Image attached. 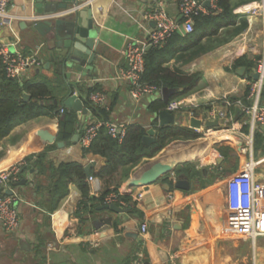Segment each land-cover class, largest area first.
<instances>
[{"label": "crops", "instance_id": "1", "mask_svg": "<svg viewBox=\"0 0 264 264\" xmlns=\"http://www.w3.org/2000/svg\"><path fill=\"white\" fill-rule=\"evenodd\" d=\"M200 1L207 9L209 2L206 5V0ZM91 2L96 56L84 73L60 69L59 54L55 52L57 40L32 28V19H53L58 13L36 15L35 0L10 1L0 45L41 60V66L30 69L21 80L45 77L60 86L59 106L77 116L74 134L79 136L85 124L97 119L85 103L87 91L94 88L106 97L101 107L108 110L109 121L126 127L139 124L146 131L155 121L159 124L160 111L152 112L150 105L158 98L162 100V88L153 96L132 98L129 84L119 76L120 70L128 67L124 50L130 39H145L154 26L146 15L159 6L168 17L180 22L178 0ZM230 6L231 22L203 37L196 46L176 52L164 65L178 75L200 76L190 91L175 93L174 97H189L201 106L200 111L190 104L171 113L175 120L172 125L187 128L191 134L175 135L150 160L140 158L120 168L115 177L100 178L99 197L90 196L89 186L88 195L83 196L74 181L63 177L59 178V192L52 190L59 177L54 171L61 163H77L82 168L91 164L90 175L95 177L106 165L100 155L84 153L78 140L60 148L56 143L34 148L37 131L46 129L58 135L59 114L22 122L0 139V171L32 157L6 189L16 198L20 222L13 233L0 228V264H264V237L252 241L241 233L235 221L244 212L230 210L226 204L227 181L249 159L257 161L254 180L264 185V127L255 128L251 149L242 154L236 138L222 141L203 136L199 130L207 128L208 121L199 128L189 125L191 118L202 117L203 110L212 108L224 111L231 121L240 122L238 130L242 133H250L249 125L242 124L245 116L241 111L234 105L225 107L221 98L246 102L253 64L264 52V0H231ZM69 93L81 98L86 114L79 116L63 105ZM41 153L45 156L38 166L35 160ZM159 157L166 162L187 158L193 168L187 174L189 191L182 196L175 194L176 173L148 186L128 187L129 178L139 167ZM104 192L119 193L122 204L113 205L121 212L102 208L107 205L100 198ZM137 192H142L141 199H136ZM53 194L62 196L54 199ZM256 203L259 210H264V188ZM100 218H111V224L98 223ZM142 224L146 226L144 235Z\"/></svg>", "mask_w": 264, "mask_h": 264}, {"label": "built area", "instance_id": "2", "mask_svg": "<svg viewBox=\"0 0 264 264\" xmlns=\"http://www.w3.org/2000/svg\"><path fill=\"white\" fill-rule=\"evenodd\" d=\"M10 1L0 0V33L9 17L7 9ZM206 1L209 2L207 9L200 0H178L180 22L168 17L162 6L147 13V18L153 21L154 26L147 33L145 39L132 38L129 40L124 50V57L128 67L119 72V76L129 84V93L132 98L153 96L160 93L159 87L143 80L145 51L152 47H162L174 32L182 35L192 33L194 30L195 16L207 14L210 10H219L218 0ZM91 3V0L79 2L67 10L58 11L55 18L73 14L81 8H85L88 5L91 6ZM0 63L4 67L6 76L17 79L18 81H21L23 75L30 69L41 66V60H38L36 55L24 56L16 51H10L2 44L0 45ZM253 73L257 75V78H252L247 82L248 93L246 102L240 99L232 101L226 96L221 98V102L225 107L234 105L245 116L242 124L249 125L250 133L248 135L238 130L241 123L231 121V117H228L224 111H215L211 108L210 110H203L202 117L194 116L200 121V124L216 120L218 126L207 127L199 131H202V135L207 138L214 137L222 141L232 137L236 138L239 141V148L242 154H245L251 149L255 128L264 127V104L262 102L264 89V52L262 57L255 61ZM105 98L99 90L88 94V100L96 106L104 105ZM193 102L194 100L190 101L189 97L174 98L167 103L165 110L172 113L193 104V107L200 111L201 106ZM61 113H63V107L59 108L58 114ZM100 127H103L105 132L113 139H117L118 142H121L127 134V127L125 125L113 124L109 120L97 118L82 127L79 133L78 144L83 148L88 147L96 137L97 130ZM256 164L257 161L249 159L243 165V169L240 172L232 174L226 183V204L229 209L235 212H244V216L235 221L237 229L252 241L257 237H264V210H259L258 204L256 203L258 195L263 190L264 185L254 180L253 171ZM26 165V161H23L20 164L4 169V171H0V228L5 233L15 232L20 222V213L15 202L16 198L14 195L8 194L6 189L11 182L17 179L20 169ZM99 179L91 175L86 178L91 197H99L101 192ZM142 196V192H137L136 199H141ZM103 202L108 205H120L122 204V199L119 193L111 192L104 196ZM145 231L146 226L142 224L141 234L144 235ZM90 244L95 246L93 242Z\"/></svg>", "mask_w": 264, "mask_h": 264}, {"label": "trees", "instance_id": "3", "mask_svg": "<svg viewBox=\"0 0 264 264\" xmlns=\"http://www.w3.org/2000/svg\"><path fill=\"white\" fill-rule=\"evenodd\" d=\"M231 0H218L219 10H210L207 14H199L194 17V30L189 35H182L174 32L162 47H152L145 51V69L142 74L143 80L155 84L159 88H174L178 94H186L196 84L199 79L198 74L178 75L170 72L164 65L167 64L174 54L179 51L188 50L196 46L203 37L217 33L225 26L226 22L232 21ZM254 66V64H253ZM59 85H53L48 78L41 77L39 80L26 81L10 78L6 76L3 65L0 63V139L16 125L22 124L32 118L40 116L54 117L59 111V101L57 93ZM97 88L89 89L88 93L96 91ZM23 94L28 95V99L23 98ZM173 94L169 100H172ZM85 103L91 115L102 120H109L108 110L101 106H96L90 101ZM166 107L160 98L150 105L152 112H158ZM77 116L75 113L63 107V113L59 114L58 120V141H69L75 131ZM154 142L146 146L142 138L146 134L145 129L139 125H131L126 128V136L121 142L113 139L105 132L103 127L97 130V135L92 143L83 149L84 153L100 155L106 159V165L98 174V178H112L117 175L118 170L127 165L135 163L140 158L150 160L154 154L161 150L165 143L175 135H190L191 132L184 127L177 125L160 126L156 121L152 125ZM44 154L36 157V164L42 165ZM32 157H27L29 162ZM177 173L186 175L192 171L190 163H182L176 166ZM59 177L53 185V191H58L61 177L66 181H74L77 188L81 190L83 196L88 195V184L86 173L82 166L77 163H61L55 171ZM165 176L164 178H167ZM60 178V179H59ZM56 192V193H57ZM108 193L101 194V201ZM62 195L53 194V198L59 199ZM126 198V197H124Z\"/></svg>", "mask_w": 264, "mask_h": 264}, {"label": "water", "instance_id": "4", "mask_svg": "<svg viewBox=\"0 0 264 264\" xmlns=\"http://www.w3.org/2000/svg\"><path fill=\"white\" fill-rule=\"evenodd\" d=\"M85 0H35L34 12L36 15H53L57 11L67 10L73 5L84 2ZM208 5V1L206 2ZM32 28L40 34H48L50 39L57 40L55 52L59 59V68L64 70L65 68L73 69L75 72L84 73L86 66H90L95 62V46L92 36V30L95 29V25L92 21L91 6L81 8L73 14L61 16L57 18L52 17L50 19H32ZM253 78L256 79L257 75L254 74ZM176 93V89H168L166 87L161 89L162 100L167 103L169 98ZM23 98L29 97L23 94ZM63 105L67 108H72L77 112V115L86 114L87 110L83 107L81 98L69 93L68 97L63 101ZM158 120L160 126L172 125L175 123L174 116L167 111L158 112ZM190 127L199 128L200 121L196 118H191ZM217 121H210L206 123V127L216 126ZM146 134L143 136V144L148 146L154 142V131L152 128L147 129ZM36 138L33 143L36 150L41 149L46 144L56 143L57 147H62L69 142H75L79 136L74 134L70 141H57L56 134H50L46 129H41L36 132ZM187 162L186 157H180L172 162H166L161 157L156 158L154 161H150L137 169V171L129 178L127 185L129 188H139L148 186L155 181L159 180L163 176L173 175L176 173L174 188L178 191L175 194L182 196L184 192L190 190V183L188 176L185 173H177L176 166L180 163ZM33 166V163L31 164ZM91 164L84 166L86 175H90ZM167 189H170L166 185ZM103 209H110L115 213L121 212V208H117L115 205H103ZM98 223L104 221L107 224H111L110 219L100 218ZM161 222V219H160Z\"/></svg>", "mask_w": 264, "mask_h": 264}]
</instances>
